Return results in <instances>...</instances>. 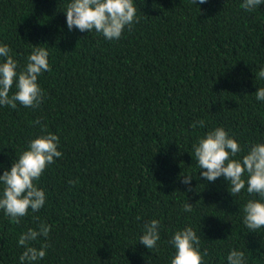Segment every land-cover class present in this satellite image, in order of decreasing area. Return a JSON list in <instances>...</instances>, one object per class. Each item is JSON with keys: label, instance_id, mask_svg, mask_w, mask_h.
Here are the masks:
<instances>
[{"label": "trees", "instance_id": "obj_1", "mask_svg": "<svg viewBox=\"0 0 264 264\" xmlns=\"http://www.w3.org/2000/svg\"><path fill=\"white\" fill-rule=\"evenodd\" d=\"M70 2L0 0V45L17 72L37 46L51 67L38 78L39 107L0 106V175L49 132L62 152L35 181L46 194L39 212L17 224L0 210V264H20L18 239L40 222L50 234L31 246L50 247L37 264H170L169 241L189 226L207 250L203 264H228L233 248L246 264H264V227L250 231L242 211L259 196L245 188L233 197L224 177L206 181L192 156L218 127L241 147L233 159L264 143V101L255 96L264 87L255 78L264 67V4L246 11L244 0H133L139 22L107 40L68 29ZM200 120L205 126L194 128ZM181 175L193 176L192 191ZM153 219L160 240L149 250L139 238Z\"/></svg>", "mask_w": 264, "mask_h": 264}, {"label": "clouds", "instance_id": "obj_2", "mask_svg": "<svg viewBox=\"0 0 264 264\" xmlns=\"http://www.w3.org/2000/svg\"><path fill=\"white\" fill-rule=\"evenodd\" d=\"M194 4L203 5L207 0H192ZM264 4V0H244L241 7L246 11H254ZM66 23L69 30L78 29L81 32H96L107 40H119L126 28L131 30L139 19L133 0H71L66 7ZM7 45H0V57L6 58L0 62V106H10L15 109L17 103L26 108H37L44 99V93L38 84V78L47 71H51L48 61L49 52L43 47H35L27 57L26 66L17 72V61L9 53ZM255 78L264 80V67L255 72ZM17 91L9 95L13 85ZM256 99L264 101V87L255 92ZM34 123H40L39 120ZM200 127L205 126L203 120L197 121ZM46 127V126H45ZM59 136L54 133L41 135L30 141L28 149L23 151L13 162L10 170L0 175V210L15 223H20L29 209L39 212L46 203V194L37 187L46 168L55 163L56 158L62 157L58 150ZM195 161L200 169V176L208 182H215L224 177L228 182V191L236 197L245 190L253 197L243 206V223L250 230L256 232L264 227V143L251 145L242 160L233 159L241 151L235 138L230 137L223 127L210 130L206 137H202L193 145ZM181 182L192 191L193 176L181 175ZM70 183H74L71 182ZM183 211H193V204L185 203ZM138 221L141 217L136 218ZM38 221V217H33ZM143 233L139 243L149 250L158 247L160 240V222L156 219L143 224ZM51 226L38 223V230L29 228L21 234L18 246L24 251L20 256V264H37L45 258L50 244H43L41 248L31 246V242L39 238H47ZM169 243L175 248V254L170 264H203V255L200 251V237L192 227L178 230L171 237ZM228 264H246L245 253L233 248L227 256Z\"/></svg>", "mask_w": 264, "mask_h": 264}]
</instances>
